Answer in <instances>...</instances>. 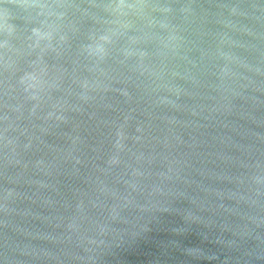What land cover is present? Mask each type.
<instances>
[{
	"label": "water",
	"instance_id": "water-1",
	"mask_svg": "<svg viewBox=\"0 0 264 264\" xmlns=\"http://www.w3.org/2000/svg\"><path fill=\"white\" fill-rule=\"evenodd\" d=\"M0 264H264V0H0Z\"/></svg>",
	"mask_w": 264,
	"mask_h": 264
}]
</instances>
